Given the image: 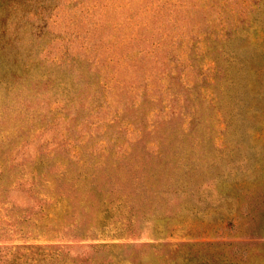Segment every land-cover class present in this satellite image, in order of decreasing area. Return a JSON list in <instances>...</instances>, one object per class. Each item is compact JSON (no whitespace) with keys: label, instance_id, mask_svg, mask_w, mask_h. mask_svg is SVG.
Listing matches in <instances>:
<instances>
[{"label":"rangeland","instance_id":"rangeland-1","mask_svg":"<svg viewBox=\"0 0 264 264\" xmlns=\"http://www.w3.org/2000/svg\"><path fill=\"white\" fill-rule=\"evenodd\" d=\"M0 264H264V0H0Z\"/></svg>","mask_w":264,"mask_h":264}]
</instances>
